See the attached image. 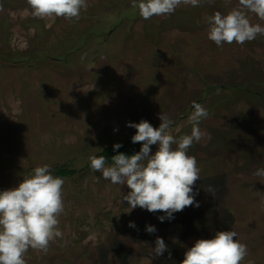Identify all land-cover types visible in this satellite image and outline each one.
<instances>
[{
	"label": "rangeland",
	"instance_id": "374dc122",
	"mask_svg": "<svg viewBox=\"0 0 264 264\" xmlns=\"http://www.w3.org/2000/svg\"><path fill=\"white\" fill-rule=\"evenodd\" d=\"M131 4L87 0L78 20H48L32 16L26 0H0V191L38 166L55 177L59 167L76 170L62 178V237L46 254L29 249L26 264H181L196 240L218 231L247 246L241 264H264V178L254 175L264 169V36L220 47L208 39L205 18L238 0L148 20ZM9 54L25 60L9 65L1 58ZM193 103L207 110L199 127L211 135L188 150L200 169L199 207L164 222L162 212H127V187L93 172L89 157L127 145L135 135L127 123L158 128L159 114L174 137L190 134ZM157 237L169 251L153 258Z\"/></svg>",
	"mask_w": 264,
	"mask_h": 264
},
{
	"label": "clouds",
	"instance_id": "9594fccd",
	"mask_svg": "<svg viewBox=\"0 0 264 264\" xmlns=\"http://www.w3.org/2000/svg\"><path fill=\"white\" fill-rule=\"evenodd\" d=\"M202 2L205 0H132L131 6L148 20L154 16H170L181 5L198 7ZM206 2L212 4L215 0ZM26 4L32 16L48 20H78L88 6L87 0H26ZM249 13L264 22V0H238V7L226 14L217 11L206 17L208 39L220 47L234 42L242 45L264 36V25L252 23ZM192 107L190 134L174 137L169 131L172 121L159 114L158 128L145 120L126 124L135 129L131 142L142 145L139 152L130 156L114 155L111 165L107 166L105 156L89 157L93 172L102 173L103 179L113 185L127 187L128 192L121 193L120 201L127 203V212L136 208L149 213L162 212L164 215L157 219L164 222L174 219V213L189 206L199 207L195 201L198 193L193 188L200 179V169L188 150L194 142H200L205 136L211 139V135L199 127L208 117L207 110L198 103ZM152 145L157 146L154 154ZM121 146L115 144L113 150ZM254 175L264 178V169H258ZM63 185V179L53 176L50 166L44 165L36 167L14 188L0 191V264H26L24 256L29 249L46 254L50 243L62 237L58 217L64 211ZM204 191L214 196L216 189L208 185ZM258 194L264 197V193ZM128 226L135 228L132 222ZM146 232L154 234L156 229L146 226ZM236 236L234 231H218L213 238L196 240L184 252L181 264H241L248 254L247 246L235 239ZM168 251L164 240L157 237L152 247L153 258Z\"/></svg>",
	"mask_w": 264,
	"mask_h": 264
},
{
	"label": "trees",
	"instance_id": "16d2710c",
	"mask_svg": "<svg viewBox=\"0 0 264 264\" xmlns=\"http://www.w3.org/2000/svg\"><path fill=\"white\" fill-rule=\"evenodd\" d=\"M125 17H127V15ZM1 58L5 62H7L9 65H12V64L21 65L22 62L25 60V59L21 58V59H17V60L14 61L13 58H15V56L13 54L1 55ZM141 146L142 145L140 143L133 144L130 141L127 145L121 146L119 149L114 151L113 150V145H111V146H107V147L103 148L95 156L99 157V156L103 155V156H105V158L107 160V163L111 164L112 163V161H111V157L112 156L120 154V153H123L125 155H129L130 156L132 154H135V153L139 152ZM150 147H151V150H152L154 145H152ZM75 173H76V170L70 169L67 166H62V167H59V168L56 169L55 175H56V177H59V178H65V177H68V176H72Z\"/></svg>",
	"mask_w": 264,
	"mask_h": 264
}]
</instances>
